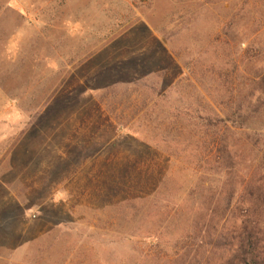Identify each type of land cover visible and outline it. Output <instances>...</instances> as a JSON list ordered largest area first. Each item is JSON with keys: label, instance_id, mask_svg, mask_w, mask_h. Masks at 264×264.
Returning <instances> with one entry per match:
<instances>
[{"label": "rangeland", "instance_id": "1", "mask_svg": "<svg viewBox=\"0 0 264 264\" xmlns=\"http://www.w3.org/2000/svg\"><path fill=\"white\" fill-rule=\"evenodd\" d=\"M253 230L264 0H0V264H236Z\"/></svg>", "mask_w": 264, "mask_h": 264}, {"label": "trees", "instance_id": "2", "mask_svg": "<svg viewBox=\"0 0 264 264\" xmlns=\"http://www.w3.org/2000/svg\"><path fill=\"white\" fill-rule=\"evenodd\" d=\"M162 55L165 57L168 63H171L174 67H177L174 60H172L170 55H168L167 51H165L163 47ZM181 87L182 86L180 85V83L176 82L173 88L179 90ZM164 96V93H161L159 95L161 100H164ZM197 110L198 112L185 109H182L181 111L176 110V114L179 115L178 118L181 117V119H183L187 123L193 120L192 127L194 131H197V133H200L207 128L216 129L226 122V120L220 118L213 110L209 108L206 111V118H204V116L201 114L202 110L200 108H198ZM177 129L180 133H183L182 127H177ZM175 139L178 141L177 143H175L176 146L182 147V151L184 149L187 150L186 143L183 139L177 137ZM196 142L197 145L195 146V149L199 150V140H197ZM188 151V157L194 158L193 151L190 149ZM147 177L149 179L152 178L150 175H148ZM236 260V264H264V239H261L257 235H255V230H253V232L249 233L248 236H246L239 242L238 256Z\"/></svg>", "mask_w": 264, "mask_h": 264}]
</instances>
